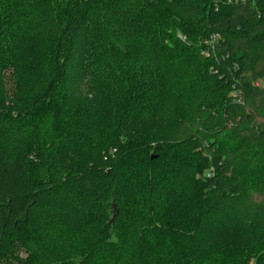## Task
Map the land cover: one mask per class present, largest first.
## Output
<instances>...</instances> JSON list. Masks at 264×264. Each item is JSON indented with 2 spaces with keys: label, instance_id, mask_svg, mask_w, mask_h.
Returning a JSON list of instances; mask_svg holds the SVG:
<instances>
[{
  "label": "trees",
  "instance_id": "16d2710c",
  "mask_svg": "<svg viewBox=\"0 0 264 264\" xmlns=\"http://www.w3.org/2000/svg\"><path fill=\"white\" fill-rule=\"evenodd\" d=\"M0 264H264V0H0Z\"/></svg>",
  "mask_w": 264,
  "mask_h": 264
}]
</instances>
